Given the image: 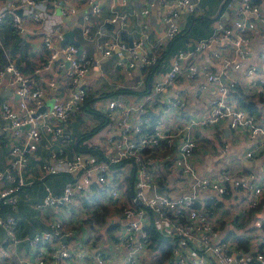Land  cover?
<instances>
[{
  "label": "built area",
  "instance_id": "2783aa9c",
  "mask_svg": "<svg viewBox=\"0 0 264 264\" xmlns=\"http://www.w3.org/2000/svg\"><path fill=\"white\" fill-rule=\"evenodd\" d=\"M81 1L93 14L103 10L102 0ZM128 1L114 0L110 6L105 19L111 27L107 35L88 20L82 34L88 41L101 40L103 56L115 55V66L136 73L135 87L143 83L138 72L155 65L149 88L131 100L125 93L89 96L82 81L94 62L75 43L63 42L65 20L75 14L74 6L64 0H0V24L9 16L20 41L39 45L43 51L31 74L24 73L11 56L0 67V89L17 95L16 106L8 98L0 101V113L8 120L0 124V150L5 139L9 140L6 162L0 165V228L5 232L0 261L9 256L5 245L16 241L19 229L18 218L2 209L16 207L24 186L68 174L59 193L45 186L42 200L33 205L41 211L52 207V214L46 217V228L29 239L33 256L27 255L25 264H73L83 256L74 244L83 235L84 225L104 215L106 207L115 215L102 231L104 247L94 249L85 264H108V256L111 264H264V162L256 172L243 176L222 167L211 177L201 175L192 159L200 134L223 122L249 138L250 147L243 153L246 159L264 151V123L237 97L238 88L246 95L264 97V0H221L213 31L184 41L162 74L157 68L165 56L161 57L163 51L148 48L146 25L140 21L131 32L128 29L131 15L137 16L136 9L119 8ZM144 3L147 12L154 6L164 7L165 30L159 40L166 45L181 31L188 14L200 10V0ZM4 48L0 31V49ZM210 61L216 69L210 68ZM42 72L44 84L39 81ZM60 76L66 82L65 97L58 91ZM184 78L196 97L212 89L208 107H199L197 102L196 108H186L191 92L172 90ZM168 90L173 97L160 101ZM49 92L51 106L45 103ZM85 105L107 119L84 142L101 152L86 153L73 144L75 149L65 154L44 144L47 157L36 176H27L29 160L46 135L75 143L67 122ZM170 114L177 116L174 123ZM227 148V143L220 146L222 152ZM159 168L177 172L187 189H161ZM149 229L169 249L161 263L156 259L162 253L154 246ZM108 244L112 253L107 252Z\"/></svg>",
  "mask_w": 264,
  "mask_h": 264
},
{
  "label": "crops",
  "instance_id": "0c3cea01",
  "mask_svg": "<svg viewBox=\"0 0 264 264\" xmlns=\"http://www.w3.org/2000/svg\"><path fill=\"white\" fill-rule=\"evenodd\" d=\"M64 2L68 3V5L74 6L77 10L75 14L70 15L65 20L64 25V37L65 33L68 31H73V36L76 40H78L82 46L81 49L85 50L86 53L91 57L94 65H92L91 69H95L96 71L100 67V61L102 59H106L108 57L103 56V48L102 41H88L84 39L82 34V28L84 22L86 20L89 21L94 27V29L101 28L105 35H107L111 29L110 25L105 21L108 16V10L110 6L113 4L114 0H102V12L100 14H93L89 10V6L86 3H83L81 0H64ZM145 0H129L124 6L119 8H124L125 10L131 11L135 10L137 12V16L131 15V19L129 22L128 29L130 32L134 27L137 26V22H142L146 25V33L148 35L147 45L148 48L153 51H163L165 49V42L159 40V38L164 34L165 25L161 20L162 13L164 12L163 6H154L147 12L145 7ZM221 0H200L199 6L201 13H197L199 15L207 14V17H211L210 22L202 23L200 21H193L190 24V29L188 32L181 38H179L175 44L172 46L171 50L168 52L160 62L157 71L159 74H162L166 68L169 66L172 55L174 51L184 45V41H194L203 37L208 36L210 34L216 23L214 18L215 12L220 5ZM208 23V26H207ZM28 25L31 27L32 23L29 22ZM16 34V33H15ZM17 36V35H16ZM63 37V40H64ZM129 34V38H130ZM17 45L10 44L5 46L4 49H0V67L6 62L8 56H11L18 66L22 69V71L26 74H31L35 66H37L42 57L43 51L39 47V45H28L25 41H20L19 37L16 38ZM20 44V45H19ZM251 47L255 46L254 42L250 43ZM219 47V46H217ZM78 48V47H77ZM212 49H216V45H213ZM211 49V50H212ZM113 59V66L110 68V72L112 73V78L108 79L106 84H103L99 88L97 85H94L95 77L92 74L86 75L87 82L91 83V88L87 87V91L89 96L97 93H110L113 92L112 95L118 93H125L131 99L136 96L140 97L151 85L152 76L150 75L149 79L147 77V71L143 70L142 72H138V74L143 78V83L140 86L135 87L134 83L137 81V74H129L126 69L115 66L116 57L115 55H110ZM210 68L216 69L217 65L214 64L213 61H210ZM90 69V71H91ZM89 71V73H90ZM236 71L232 70V74L236 75ZM100 72L97 74L98 76ZM45 73H41L39 76V81H42L44 84ZM101 77H99L100 79ZM83 78V83H84ZM181 81V79H180ZM178 82L175 88H184L189 90L192 85L189 84L188 80L184 78L181 82ZM58 91L62 97L66 95V82L63 77H59L58 79ZM150 84V85H149ZM3 89H0V91ZM167 91L163 93V95L159 97V100L162 101L163 98H171L173 97V92ZM190 95L187 93V103L186 108L188 110L192 108H196L197 102H199V107H208L209 99L213 93L212 89L207 92H202L198 97L194 95L192 91H190ZM4 98H8L9 102L16 106L17 96L15 94L12 95H1L0 93V101ZM50 98V92L45 95V103L46 100ZM167 98V99H168ZM91 97L87 100L90 101ZM248 100H252L254 102V110L257 113L258 119L260 122L264 123V97L256 94L255 96H250ZM161 103V102H160ZM86 107H81L80 111L73 117H71L67 122V127L75 138V143H70L69 141H58L52 140L49 136H45V138L39 144V147L33 157L30 158L28 168L26 170L27 176H36L39 164L42 160H44L50 149H59L63 151L65 154H70L73 148L76 146H81L87 140L86 138L78 139L77 135L80 132H83L87 127L84 123L85 117L87 116ZM176 115L170 114V122L174 123L176 119ZM0 124L6 125L8 124V120L2 117L0 113ZM208 130V131H207ZM204 133L200 134L199 146L195 150L192 155L193 163L195 168L201 175H209L211 177H215L216 173L222 168H228L238 176H243L250 172H256L260 169L264 162V151L258 156L247 159L250 161V164L245 162V157L243 155L244 151L250 147V140L245 134H241L240 132L234 133L232 130L228 128L226 123H220L211 129H207ZM9 134V133H7ZM77 138V139H76ZM223 143L228 144V148L226 151L222 152L220 150V146ZM48 145V149L43 145ZM75 146H74V145ZM9 145L8 138L4 141V147L0 150V165H4L6 162V150ZM74 146V147H73ZM75 149V148H74ZM245 162V163H244ZM51 177V178H49ZM49 178V181L46 179ZM159 185L163 190H171L173 192H180L187 189L186 181L175 171H164L159 168ZM69 179L68 174H57L45 177L41 180H37L31 185L26 186H36L38 196L35 201L27 202L26 200L21 201L20 192L18 194V202L15 208L11 209V211H7L12 214L14 217L19 220V229L16 233V241L5 245L9 251V256H6L3 262L0 261V264H25V257L27 255L33 256L29 239L36 232H39L46 228V217L52 214V207H47L44 210H37L34 208V203L42 200L45 194V186H49L52 191L59 193L67 180ZM3 183H0V186ZM24 186V187H26ZM21 191V190H20ZM37 210V212H36ZM115 213L112 209L106 207V213L98 218H90L88 222L83 227V235L77 240L74 246L83 253V256L77 261L74 260L73 264H85V260L92 255L94 249L103 248L104 243L102 242V231L108 223H111V219L114 217ZM93 230V233H90V230ZM5 236V232L2 228H0V242L3 240ZM113 250H110V245L108 244L107 252L112 253ZM108 264H111V257L108 256Z\"/></svg>",
  "mask_w": 264,
  "mask_h": 264
},
{
  "label": "trees",
  "instance_id": "16d2710c",
  "mask_svg": "<svg viewBox=\"0 0 264 264\" xmlns=\"http://www.w3.org/2000/svg\"><path fill=\"white\" fill-rule=\"evenodd\" d=\"M207 16L208 15L205 14V13H204V15L203 14L202 15L197 14V16L196 15H190V16H188V19L190 20V23H187L182 28V31L184 30L183 33H180L181 32L180 31L179 33L175 34L169 42H167L168 43L166 45L167 47H166V49L163 50V52L161 54V57L165 56L166 53H168V50L170 48H172V45H173L174 42H176L179 38L183 37L188 32V30L190 29V24L193 23V21H200L202 23L210 22L211 17H207ZM0 31H1V34L3 36L5 46H8L10 44H13V47H14V44L15 45L18 44L16 42L17 36L15 34L14 28L11 26L9 16H6L4 18V20L2 21V23L0 24ZM154 68H155V65L154 66H149V67H147V68L144 69V70L147 71V77H148V79H149L152 71L154 70ZM103 94L105 96H108V95L110 96L111 94H113V92L103 93ZM237 97H238V100H239V102H240V104L242 106H244L245 108L249 109L250 111H253L255 109L254 108V105H253L254 102L252 100H248L250 98V96L244 94L241 88H238L237 89ZM85 107H86V109L88 108L87 105H85ZM91 111L93 112V110H91ZM101 117H102V119H101L102 121L99 124L93 126L87 132H85L86 131L85 130L84 132L78 133L77 138L79 137L78 139H83L84 137H82V136L84 134H86L87 137H89L92 134H94L96 131H98L100 129V126H103L107 122V119H106L105 116L102 115ZM101 117H99V118H101ZM87 137H85V138H87ZM78 148H79L80 151H83V152H86V153L87 152H92V153L96 154V153H100L101 152V150H99L97 148H94V147L88 148L85 144H83L81 146H78L77 149ZM6 208L7 207H5V208L2 209V213H8L7 211H5ZM9 209H11V208H9ZM149 233L151 234V239H152V242H154V246H156V248L159 249L161 251V253H162V257L156 259V261L158 263H161L163 261V258L164 257H167L168 254H169V249L166 247V241L163 238H161L158 235V233L155 230H153V229H149Z\"/></svg>",
  "mask_w": 264,
  "mask_h": 264
},
{
  "label": "rangeland",
  "instance_id": "374dc122",
  "mask_svg": "<svg viewBox=\"0 0 264 264\" xmlns=\"http://www.w3.org/2000/svg\"><path fill=\"white\" fill-rule=\"evenodd\" d=\"M18 12L21 13V11H18ZM197 13H201V11L196 10L194 13L188 14V16H190V15H196L197 16ZM185 20H186V23L182 26V28L187 23H190V20L188 18H186ZM207 26H208V23H207ZM183 32H184V30L182 31V29H181L180 33H183ZM166 55H168V53H166ZM106 57H108V58L102 59L100 61L101 65L97 71L93 68V69H91L90 73L87 74V75L92 74L95 77V81L93 83H94V85H97V88H99L103 84H106L108 79L112 78V73L110 72V68L113 66V59H112V57H109V56H106ZM99 72H100V74H99L100 76L97 75ZM99 77H101V78L99 79ZM84 80H85L84 81L85 86L91 88L92 85H91V83L87 82L88 81L87 76L84 77ZM51 102H52V99L48 98L46 100V105L51 106ZM90 109L91 108H88V111L86 110L87 116L85 117V120H82V121H84V123L86 124V127H87L85 129L86 130L85 132L89 131L93 126L99 124L102 121L101 120L102 115H99L95 111L92 112ZM99 117H101V118H99ZM101 128H102V126H100L99 130H101ZM82 137L85 138V137H87V135L84 134ZM90 137H92V136H89L87 138H90ZM49 178H51V177H49ZM49 178H47L46 181H49ZM36 190H37V188L35 185L23 187L20 191L21 201H24V200H26L27 202L35 201L36 197L38 196V193ZM5 211H11V209L6 208ZM36 212H37V210H36Z\"/></svg>",
  "mask_w": 264,
  "mask_h": 264
},
{
  "label": "water",
  "instance_id": "95a60500",
  "mask_svg": "<svg viewBox=\"0 0 264 264\" xmlns=\"http://www.w3.org/2000/svg\"><path fill=\"white\" fill-rule=\"evenodd\" d=\"M67 41L75 43L78 47V50H80L82 48L80 42L74 38L73 31H71V30L65 33V37H64L63 42H67ZM129 44H131V37L129 38ZM0 93L3 96L12 95V92L9 89L1 90ZM15 96H17V95H15ZM44 107H45V105L43 104L40 107V110H42ZM245 162H247V164H250V161L247 159H245Z\"/></svg>",
  "mask_w": 264,
  "mask_h": 264
}]
</instances>
